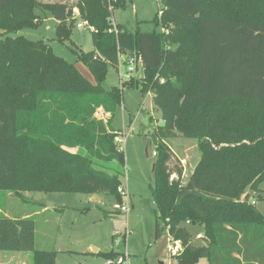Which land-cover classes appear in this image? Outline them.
Instances as JSON below:
<instances>
[{
    "label": "trees",
    "instance_id": "trees-1",
    "mask_svg": "<svg viewBox=\"0 0 264 264\" xmlns=\"http://www.w3.org/2000/svg\"><path fill=\"white\" fill-rule=\"evenodd\" d=\"M129 0H78L79 19L94 27V50H74L92 73L86 80L48 43L11 36L36 26V13L56 21V40L74 26L66 3L0 0V191L104 194L121 201L119 174L93 167L124 164L109 129L122 91L104 90L118 55L142 62V74L121 88L149 94L161 125L149 133L155 147L151 196L155 238L162 229L181 244L177 264H264V217L248 190L264 181V3L262 0H159L156 27L129 30L112 13ZM109 115L104 123L93 113ZM194 140L200 153L187 180L170 169L166 141ZM78 148L76 152L72 149ZM23 196V195H22ZM261 199V198H260ZM189 221L190 226L185 223ZM194 224V226H193ZM203 229L196 245L188 227ZM34 221L0 213V251L31 252L33 264H55L57 251L36 250ZM114 258V253L102 255ZM178 259V260H177Z\"/></svg>",
    "mask_w": 264,
    "mask_h": 264
},
{
    "label": "rangeland",
    "instance_id": "rangeland-1",
    "mask_svg": "<svg viewBox=\"0 0 264 264\" xmlns=\"http://www.w3.org/2000/svg\"><path fill=\"white\" fill-rule=\"evenodd\" d=\"M44 3H66L73 9L74 26L70 38L64 42L56 40V21L50 14L36 13V19L29 28L11 36H23L32 41H44L52 48L54 55L73 64L77 71L90 83L95 84L88 68L77 59L74 50L91 52L94 50L92 34L75 13L78 0H38ZM264 3V0H262ZM163 5L159 0H129L124 9L113 11L112 20L129 30L141 32L155 31L167 33L156 27L154 19ZM128 65L122 63L118 68L108 65L101 87L110 90L121 89L122 103L117 108L109 129L123 131L127 135L125 143L118 144L124 153V164L116 161L96 162L93 167L119 174L121 185L129 194L130 213L126 216L115 206H120L126 198L116 201L113 196L104 194L74 193H39L22 192L16 196L11 191H0V213L11 218L30 217L34 221V246L36 250L57 251L55 264H105L102 255H128V264H177L168 256L167 233L160 232L155 238L157 221L156 205L151 196L153 182L152 165L155 160V147L150 144L149 133L156 125L162 124L161 115L153 108L151 96H142L140 90L120 86L127 81ZM142 62L137 60V68L132 73L136 78L142 74ZM173 152L170 169L174 172L182 168V181L185 182L200 157L196 142L177 137L166 141ZM78 148L71 151L76 152ZM251 201L264 217V181L258 189L248 190ZM260 197V198H258ZM195 238V244L201 240L196 235H203V229L188 227ZM118 234V235H115ZM93 249L98 252L93 253ZM5 264H33L31 252H3ZM11 259L9 263L7 260ZM178 260V259H177ZM198 264H208L207 259H200Z\"/></svg>",
    "mask_w": 264,
    "mask_h": 264
},
{
    "label": "built area",
    "instance_id": "built-area-1",
    "mask_svg": "<svg viewBox=\"0 0 264 264\" xmlns=\"http://www.w3.org/2000/svg\"><path fill=\"white\" fill-rule=\"evenodd\" d=\"M75 13L79 16L78 11H76ZM114 23L115 22L113 21L112 28L108 30L109 33H115V34L117 33ZM80 25L87 26L90 32L95 31L94 27L88 26L86 22H82V24H79L78 26ZM137 60L138 59L134 56L124 57V56L118 55L119 66L122 63H126L128 65L127 70H126V76H125L127 79H130L132 77V73L136 70ZM122 78H123L122 75H120V82L122 81ZM93 117L95 119L103 121L104 123H107V121L109 120V115L103 112L101 108H98L95 110V112L93 113ZM115 134H116L114 137L115 143L121 144V143L126 142L127 135L123 131L116 132ZM153 156H155L154 152H153ZM117 193L120 195L121 199L126 198V200L120 206H115V209L119 210L121 213H124L126 216H128L130 213L129 194L126 192L124 186L122 185H120L117 188ZM251 204L254 205L255 202L251 201ZM185 224L187 226L191 225L189 221H186ZM165 231L167 233V241H168L167 250H168L169 257L171 258V257L177 256L181 251V244L179 241H175L173 238H171L167 230ZM115 235H118V234H115ZM195 237L197 240H201L203 239L204 236L201 234H198ZM127 258H128V255L125 253V255H119L114 258L106 259L105 264H128Z\"/></svg>",
    "mask_w": 264,
    "mask_h": 264
},
{
    "label": "crops",
    "instance_id": "crops-1",
    "mask_svg": "<svg viewBox=\"0 0 264 264\" xmlns=\"http://www.w3.org/2000/svg\"><path fill=\"white\" fill-rule=\"evenodd\" d=\"M126 139H127V138H126ZM5 216L9 217L8 215H5ZM9 218H11V217H9ZM97 252H98V251H96L95 254H96ZM93 253H94V252H93ZM168 256H169V254H168ZM6 260H7V259H6ZM10 261H11V259L7 260V263H9ZM0 264H5L2 255H0Z\"/></svg>",
    "mask_w": 264,
    "mask_h": 264
},
{
    "label": "water",
    "instance_id": "water-1",
    "mask_svg": "<svg viewBox=\"0 0 264 264\" xmlns=\"http://www.w3.org/2000/svg\"><path fill=\"white\" fill-rule=\"evenodd\" d=\"M258 198H260V197H258ZM193 226H194V224H193ZM97 250L96 249H93V252L95 253Z\"/></svg>",
    "mask_w": 264,
    "mask_h": 264
}]
</instances>
